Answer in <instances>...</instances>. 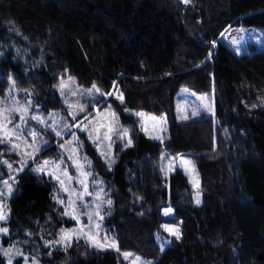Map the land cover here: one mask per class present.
<instances>
[{"label":"trees","instance_id":"obj_1","mask_svg":"<svg viewBox=\"0 0 264 264\" xmlns=\"http://www.w3.org/2000/svg\"><path fill=\"white\" fill-rule=\"evenodd\" d=\"M227 25L264 30V0H0V95L12 76L41 109H59L55 85L64 71L103 92L115 86L123 99L107 101L131 141L114 146L108 167L83 139L108 189L103 224L117 248L98 249L81 238L40 245L42 264H123L122 250L150 257L151 264L264 263V45L234 54L217 40ZM179 86L212 89L213 114L176 120ZM132 109L164 112L167 136H146ZM162 149L192 157L199 203L179 168L162 173ZM31 162L18 168L0 143V179L17 172L4 242L41 240L73 223L52 197L54 181L31 170ZM237 196L260 222L253 249L234 210ZM163 222L177 224V233L166 235ZM159 233L168 237L162 248Z\"/></svg>","mask_w":264,"mask_h":264},{"label":"rangeland","instance_id":"obj_2","mask_svg":"<svg viewBox=\"0 0 264 264\" xmlns=\"http://www.w3.org/2000/svg\"><path fill=\"white\" fill-rule=\"evenodd\" d=\"M217 40L225 44L234 54L239 55L262 47L264 30L257 26L227 25L218 34ZM93 84L95 83L83 85L68 72L60 73L57 76L55 87L60 96L61 107L43 110L33 101L31 93L21 90L13 77L9 76V85L4 94L0 95V110H9L5 112V116L10 122L3 120V117H0V121L7 124L6 130L12 134L5 138L4 133L0 132V139H4L2 144L9 155L15 157L20 169L30 161H32L30 168L33 171L45 161L52 162L42 173L54 181L52 197L60 206L62 213L72 219L73 223L59 227L53 234L41 236V240L27 235L23 240L10 239L4 242V237L9 231L0 232V253L4 258L2 264H8L9 259L12 264H42L39 258L40 245H63L75 238H81L90 246L98 249L117 248V245L115 248L96 247L89 239V236L95 237L103 244L107 238L108 244L112 241L116 244V240L103 224L104 208L109 205L108 201H110L108 189L85 154L83 139L85 138L95 147L109 167L114 160V146L129 144L130 136L128 128L119 122L111 102L107 101L109 96L120 100L121 94L117 87L111 86L107 92H103L97 84H95L96 89L99 91L94 89ZM173 111L176 120L213 114L212 89L197 92L185 86L177 87L173 94ZM131 112L136 116L142 132L150 139L162 140L167 136L169 124L164 112L155 114L140 109H132ZM33 117L37 118L33 119ZM43 150L45 153L38 156ZM2 160L9 164L6 159L2 158ZM53 165L59 167H53ZM159 167L164 175L179 168L192 189L193 201L197 203V200H200L198 175L191 156L181 153L172 155L162 149L159 155ZM262 169L264 179V162ZM65 172L67 175H64ZM16 174L17 172L0 179V192L5 193L0 196V208L6 215V219L0 220V228L7 230L8 201L15 189ZM4 181L12 185L11 194H8ZM60 181L64 182L63 185ZM65 188L68 190L65 191ZM168 210V208H163L161 211L164 215H168L170 213ZM234 210L239 225L247 235V246L253 249L254 237L260 222L251 219L247 204L242 202L239 196H237ZM259 217L260 220L264 218V208H259ZM161 228L164 233H167L166 235L175 234L178 225L163 222ZM65 233L72 234L70 240H61ZM156 238L160 248L168 242V237L162 233L157 234ZM5 252L8 254L5 255ZM124 253H131V255L125 259ZM120 257H122L123 264H133L134 261L136 264H151L152 262V258L132 250L120 251ZM254 264L264 263L255 259Z\"/></svg>","mask_w":264,"mask_h":264},{"label":"snow or ice","instance_id":"obj_3","mask_svg":"<svg viewBox=\"0 0 264 264\" xmlns=\"http://www.w3.org/2000/svg\"><path fill=\"white\" fill-rule=\"evenodd\" d=\"M191 0H184V3H190ZM94 89H96V85L93 84L92 86ZM97 91H99V89H96ZM119 99H123V94L120 95ZM83 110V109H81ZM9 110L8 109H3V110H0V117H3V120H7L8 122H10V120H8V117L5 116V112H8ZM26 111V109H25ZM37 117H33V119H36ZM7 129V124L0 121V132H3L4 133V137L6 138L7 136L11 135L12 133H10L9 131L6 130ZM4 142V139H0V143H3ZM131 143V141H129V144ZM52 162L51 161H45L43 165H41L40 167H38L37 169H35V171H38V172H43V171H46L47 169V166L49 164H51ZM185 163H189L187 161H185ZM9 167H11V165H9ZM53 167H59L58 165H53ZM64 175H67V173L65 172ZM57 179H59V177H56ZM14 179V178H13ZM69 179H71V177H69ZM61 185H63V181H60ZM4 184L6 185L7 187V192L8 194H11L12 191H13V188H12V185L8 183V181H4ZM65 191H67L68 189L65 188L64 189ZM5 193L3 192H0V196H3ZM63 201H61L62 203ZM199 199L197 200V203H199ZM108 203L110 204L111 201H108ZM168 211H171L170 209ZM167 214V213H166ZM6 219V215L3 213V210L2 208H0V220H4ZM7 229L6 228H0V232L2 233H7ZM74 234V233H73ZM71 235L70 233H65L64 235H62L61 237V240H70L71 239ZM89 239L93 242V246H96V247H113L115 248L116 247V244H115V241H112L111 244H108V240L107 238H105V242L103 244H101L98 240L95 239V237H92V236H89ZM118 250V249H117ZM8 253L5 252V255H7ZM131 255V253H124V257L125 259H127L129 256ZM138 259V258H137ZM25 261H27V257H25ZM8 264H12V261L11 259H9L8 261ZM133 264H136V262L134 261Z\"/></svg>","mask_w":264,"mask_h":264},{"label":"built area","instance_id":"obj_4","mask_svg":"<svg viewBox=\"0 0 264 264\" xmlns=\"http://www.w3.org/2000/svg\"><path fill=\"white\" fill-rule=\"evenodd\" d=\"M162 210V209H161ZM162 212V211H161Z\"/></svg>","mask_w":264,"mask_h":264}]
</instances>
